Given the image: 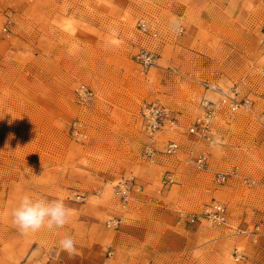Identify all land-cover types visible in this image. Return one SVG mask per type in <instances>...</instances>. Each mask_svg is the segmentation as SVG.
<instances>
[{"label":"rangeland","instance_id":"obj_1","mask_svg":"<svg viewBox=\"0 0 264 264\" xmlns=\"http://www.w3.org/2000/svg\"><path fill=\"white\" fill-rule=\"evenodd\" d=\"M263 35L264 0H0V264H264ZM153 103L175 119L155 139ZM208 105L207 134L189 133ZM29 190L71 223L22 234L11 210ZM213 200L224 221H189Z\"/></svg>","mask_w":264,"mask_h":264},{"label":"built area","instance_id":"obj_2","mask_svg":"<svg viewBox=\"0 0 264 264\" xmlns=\"http://www.w3.org/2000/svg\"><path fill=\"white\" fill-rule=\"evenodd\" d=\"M150 28V22L145 18H140L138 21V29L141 32H147ZM261 42L264 46V35L261 39ZM137 59L142 66H152L156 61V54L152 51L145 49H140L137 54ZM262 77L264 79V69L261 70ZM79 94L82 95L86 92V89L83 86L79 87ZM90 94V92H89ZM249 103V98H246L240 103L234 98L230 100V110H236L240 105ZM142 119L144 123V129L147 132L148 137L155 139L156 133L165 127L166 123H175V119L172 116V110L165 105H160L153 103L148 107H145L142 111ZM213 116V109L211 105H208L205 109L203 115L199 117L196 122L188 127V132L193 133L198 136H205L210 127V122ZM264 128V122L262 124ZM179 144L174 140H169L166 145L163 147V152L167 154H174L179 150ZM146 156L152 157L154 152L152 146L148 145L145 149ZM189 158L191 163L198 169H203L207 164V156L204 153H194L193 151L189 152ZM227 174L218 173L216 179L218 182H224ZM167 181H171L169 177L166 178ZM165 182V181H164ZM129 186L128 184L122 183L117 187V194L125 200L128 196ZM227 213V208L224 204L218 201H210L205 204L201 211L193 213L189 217V221L194 222L198 220H206L210 223H219L224 221L225 214ZM256 237L257 235H264V229L259 230L258 227L252 232ZM236 259L238 257L236 256Z\"/></svg>","mask_w":264,"mask_h":264},{"label":"clouds","instance_id":"obj_3","mask_svg":"<svg viewBox=\"0 0 264 264\" xmlns=\"http://www.w3.org/2000/svg\"><path fill=\"white\" fill-rule=\"evenodd\" d=\"M13 224L24 235L58 232L71 223V210L61 201L49 202L34 191H24L11 210ZM59 248L68 253L76 251L72 235L58 241Z\"/></svg>","mask_w":264,"mask_h":264},{"label":"crops","instance_id":"obj_4","mask_svg":"<svg viewBox=\"0 0 264 264\" xmlns=\"http://www.w3.org/2000/svg\"><path fill=\"white\" fill-rule=\"evenodd\" d=\"M261 235H257L256 237H255V241L260 237Z\"/></svg>","mask_w":264,"mask_h":264}]
</instances>
